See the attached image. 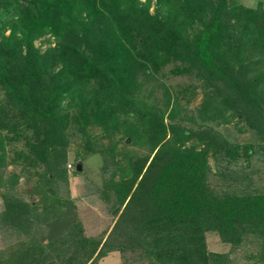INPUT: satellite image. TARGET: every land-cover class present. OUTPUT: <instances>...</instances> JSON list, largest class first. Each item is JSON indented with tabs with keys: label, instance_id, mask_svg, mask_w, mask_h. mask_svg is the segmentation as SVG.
I'll return each mask as SVG.
<instances>
[{
	"label": "trees",
	"instance_id": "1",
	"mask_svg": "<svg viewBox=\"0 0 264 264\" xmlns=\"http://www.w3.org/2000/svg\"><path fill=\"white\" fill-rule=\"evenodd\" d=\"M150 1L0 0V166L6 142L21 140L25 148L13 147L14 162L24 169L42 162L45 183L66 181L69 122L91 151L98 150L89 139L94 126L101 136L119 133L124 142L149 147L136 161L128 158L126 169L137 181L131 190L124 182L116 194L123 205L101 242L80 233L75 212L65 206L69 199L51 197L39 206L31 191H14L18 173L0 171V230L12 236L0 264H94L109 249L122 251L124 244L108 246V239L117 236L132 200L142 206L125 226L137 234L125 232L136 236L148 264H225L230 254L206 249L209 229L230 250L254 236L257 258L245 264H264V192L247 183L211 187L207 161L211 155L218 162L212 174L224 179L239 157L264 156V4L153 0L149 11ZM45 34L54 40L41 50L33 40ZM167 63L171 72L201 80L196 115L202 122L195 129L181 124L192 116L179 115L175 97L167 95L155 109L137 94L138 76ZM232 119L235 132L249 131L251 141L231 140L207 123ZM65 220L67 232L56 236L55 224Z\"/></svg>",
	"mask_w": 264,
	"mask_h": 264
},
{
	"label": "rangeland",
	"instance_id": "2",
	"mask_svg": "<svg viewBox=\"0 0 264 264\" xmlns=\"http://www.w3.org/2000/svg\"><path fill=\"white\" fill-rule=\"evenodd\" d=\"M235 1L243 5L253 6L258 0ZM260 1L264 4V0ZM154 7L155 3L151 0L149 2V11H152ZM3 32L4 34L7 33L8 29H4ZM47 36L48 34H45L35 38L33 43L41 50L46 46L52 45L54 39L52 36H49V40L46 41L45 38ZM170 67L171 64L167 63L160 71H157L156 74L152 76L145 75L144 79H142V75L140 74L138 78L141 79L142 84L137 94L151 102V106L153 103L154 108L163 107L167 95H169V99L171 100L175 97L180 108L179 115L185 114L192 116V120H180L181 124L195 129L197 123L200 124L202 122L199 119V116L196 115V108L202 95L200 88L201 80L194 73H173L169 70ZM0 98H3V91L1 89ZM63 103H65V100L62 101V104ZM176 117L175 120L178 121ZM163 121L167 122L169 119L165 117ZM233 122L234 119L228 123L214 124L210 121L207 123L221 131L231 140L244 142L253 139L249 131L235 132ZM89 132L90 141L94 148L98 149L96 151H91L85 148L82 139H80L79 131L73 128L72 122H69L64 128V136H66L67 139L65 147L66 181H54L49 184L45 183L42 174L45 165L42 162H39L34 167H28L29 169L22 168L19 159L17 162H14L13 147H16L17 149L25 148L21 140H10L9 142H6L3 164L0 166V171L3 175H6L11 171L18 173L19 177L14 185V191L21 196H26L27 192L31 191L30 197H32V200L38 203L39 206L44 202L46 203V201H48L47 199H69L70 202L65 206L71 207L75 212L76 215L74 221H78L82 225V231L80 233L86 235L88 239L93 241L97 239L101 242L106 237V234L123 205V203L118 205V201L115 198L117 197L116 194L122 189L124 182L131 185V181L136 178L135 175H131V171L127 170L130 168V166L128 167V165H130L128 164V158L136 161L137 157L149 154V147L147 144L145 146H140L133 143L131 144L129 141L124 142V137H121L119 133L114 134L110 139L101 136L99 126L90 127ZM115 139L117 140L112 148L111 142ZM100 149L102 151H100ZM131 160H129V162H131ZM207 161L211 172V174L208 175V182L211 187L221 190L226 188L223 184L226 182L238 186L247 183L250 187H256L258 191L264 192L263 155L253 152L249 156L239 157L235 163H231V170L229 173L225 174L224 179L212 174V171L217 168L218 162L215 161L211 155L208 156ZM75 164L80 165L79 169L76 168L77 172L74 171V168L76 167ZM142 174L144 175L139 183L140 186H144V179L148 174V171L145 173L142 172ZM232 177L236 180H231ZM135 181H137V179H135ZM35 184L38 186L34 187ZM133 185H131L130 190ZM40 190H43V193H45L47 197H44ZM135 194L136 193H134L133 197ZM136 196H138V193ZM125 200L126 198L123 201ZM139 206L142 205L140 203L138 205L137 201L132 200L131 205L127 207V210L122 212V214H124L123 218L120 217L119 224H117L119 229L117 228V231H115L117 236L108 239V246L122 243L124 244V249L122 251L109 249L108 251H105L106 253L104 252V255L98 256L94 264H148L147 259H141L142 254L140 249L134 243L136 236L128 238V235L125 232L127 230L131 231V234L133 232L137 234L135 229L132 231L133 226L126 227L125 225L130 223L128 220L132 216H137V214H139ZM115 209H117V211L114 213ZM67 222L68 221L65 220L62 223L55 224L56 236L60 233L65 234V232H67L65 229L66 227H64ZM48 237H50L49 232L44 234L40 239L45 241L48 240ZM76 237L77 234L73 236L72 240H77ZM204 238L206 249L224 253L225 256L230 254V256H227V260L222 258V261L225 264H245L247 262L255 261L257 258L256 252L259 240L254 236L249 237V235H246V237L240 242V245L232 250H230L232 246L229 243L223 242L213 229L205 230ZM11 240V234L4 236L0 230V251L7 246V243ZM104 246H106V242ZM226 250L228 252H226ZM80 256L82 255H79V257Z\"/></svg>",
	"mask_w": 264,
	"mask_h": 264
},
{
	"label": "water",
	"instance_id": "3",
	"mask_svg": "<svg viewBox=\"0 0 264 264\" xmlns=\"http://www.w3.org/2000/svg\"><path fill=\"white\" fill-rule=\"evenodd\" d=\"M77 168H79V165H76Z\"/></svg>",
	"mask_w": 264,
	"mask_h": 264
}]
</instances>
